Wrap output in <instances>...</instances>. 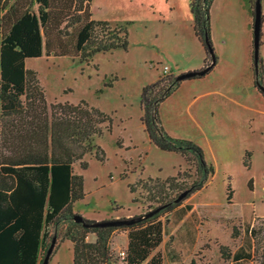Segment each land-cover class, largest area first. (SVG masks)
<instances>
[{
    "label": "rangeland",
    "instance_id": "rangeland-1",
    "mask_svg": "<svg viewBox=\"0 0 264 264\" xmlns=\"http://www.w3.org/2000/svg\"><path fill=\"white\" fill-rule=\"evenodd\" d=\"M256 1L248 5L246 0H214L210 23L216 66L203 78L182 82L158 109L165 131L198 144L215 167L202 191L172 214L160 216L165 239L157 251L163 255V264H259V253L248 235L249 229L264 227V96L255 87L253 59ZM190 3L92 0L94 20L127 29L126 50L98 53L87 62L53 55L27 61L49 103L87 104L110 119L111 132L105 131L95 141L105 152V162H99L93 152L83 159L89 164L87 170L80 162L74 166L75 173L84 177L86 194L72 206L74 216L95 222L142 217L158 204L148 201L140 189L132 193L129 186L172 177L189 186L198 179L194 158L187 161L180 154L158 149L150 143L141 121L146 86L160 79L168 85L182 74L212 64L195 35ZM261 6L264 71V0ZM1 16L0 11V25ZM69 226V221L51 226L48 244L57 238L59 248ZM126 234L120 230L111 239L116 264H122L119 252L126 250ZM222 246L230 258L222 255ZM68 247V243L62 246L52 264H72ZM240 249L251 257L234 259Z\"/></svg>",
    "mask_w": 264,
    "mask_h": 264
},
{
    "label": "trees",
    "instance_id": "trees-1",
    "mask_svg": "<svg viewBox=\"0 0 264 264\" xmlns=\"http://www.w3.org/2000/svg\"><path fill=\"white\" fill-rule=\"evenodd\" d=\"M252 1L246 0L248 5ZM91 2L0 0V264H44L52 244H48L49 228L66 221L71 226L61 242L73 243V264H116L111 239L120 230L128 236L122 264H163V255L157 251L165 237L160 216L171 214L193 194L202 191L215 174V167L206 161L203 149L193 141L170 136L158 112L182 82L203 77L178 80V76L168 85L160 79L142 92L144 130L158 149L180 154L187 161L194 158L198 179L189 186L176 177L163 182L140 180L129 186L132 193L140 189L148 195V201L158 204L142 216L146 218L132 225L87 228L74 221L72 206L86 196L84 177L75 173L74 166L80 162L81 168L87 170L89 164L83 159L93 152L99 162H105V152L95 141L105 131L111 132V123L107 124L110 119L87 104L49 103L37 73L27 68V60L53 55L87 62L98 53L126 50L127 29L94 20ZM213 2L191 0L190 3L195 35L211 57ZM255 73V87L264 96L261 59ZM244 165L248 167L246 162ZM227 191L231 197L230 184ZM184 193L186 196L176 202ZM85 223L95 221L85 219ZM90 234L96 235L95 242L87 240ZM248 235L259 253V264H264V227L251 228ZM237 236L233 227L232 237ZM57 249L55 245L49 264ZM224 250L227 249L222 246L223 256ZM229 256L225 254L226 259ZM250 257V252L240 249L233 258Z\"/></svg>",
    "mask_w": 264,
    "mask_h": 264
},
{
    "label": "water",
    "instance_id": "water-1",
    "mask_svg": "<svg viewBox=\"0 0 264 264\" xmlns=\"http://www.w3.org/2000/svg\"><path fill=\"white\" fill-rule=\"evenodd\" d=\"M262 25H263V15H262L261 0H257L256 1V8H255L254 28H253V46H254L253 59H254V66H255L256 70H258L259 61H260ZM206 43L207 44L209 43L207 37H206ZM210 53L212 54L213 61L209 67H207L201 71H192V72L182 74L178 77V80H187V79H191L195 76H201V77L206 76L216 66V63H217L216 58H215L216 56L214 54L213 49L210 50ZM185 196H186V193L181 195L176 200V202L181 201ZM157 211H154V212H157ZM153 213H151V214H153ZM144 218H146V217H138V218H132V219L108 220V221L95 222L93 224H88V223H85V219L82 216L75 215L74 221L77 223H82V225L84 227H87V228H89V227L97 228V227H119V226H123V225H132L136 222L141 221ZM56 242H57V239L54 238L52 241V244H51V246L47 252V256L45 258L44 264H49L52 253H53L55 245H56Z\"/></svg>",
    "mask_w": 264,
    "mask_h": 264
},
{
    "label": "crops",
    "instance_id": "crops-1",
    "mask_svg": "<svg viewBox=\"0 0 264 264\" xmlns=\"http://www.w3.org/2000/svg\"><path fill=\"white\" fill-rule=\"evenodd\" d=\"M27 61H28V60H27ZM181 205H182V204H181ZM181 205H180V206H181ZM180 206H179V207H180ZM175 210H177V208H176ZM175 210H174V211H175ZM174 211H173V212H174ZM173 212H172V213H173ZM172 213H171V214H172ZM183 218H184V217H183ZM183 218H182V219H183ZM90 237H92V240H91V241H90ZM96 239H97V237H96L95 234H90V235L87 237V240H88L89 242H95ZM164 239H165V237H164ZM124 240H125V245H126V247H127V244H128V236H127V234L124 236ZM65 243H68L69 251H70V248H72V259H73V243H72L70 240H65V241H63V243H61L60 246H59V248L56 250V253L60 251V249L62 248V246H63ZM56 253L53 255L52 260H53V258L55 257ZM52 260H51V263H50V264H52ZM72 264H73V261H72Z\"/></svg>",
    "mask_w": 264,
    "mask_h": 264
},
{
    "label": "built area",
    "instance_id": "built-area-1",
    "mask_svg": "<svg viewBox=\"0 0 264 264\" xmlns=\"http://www.w3.org/2000/svg\"><path fill=\"white\" fill-rule=\"evenodd\" d=\"M164 70H165V72H167V71H169V68L166 67ZM125 257H126V250H122V251H120V252H119V258L121 259V261L124 260Z\"/></svg>",
    "mask_w": 264,
    "mask_h": 264
}]
</instances>
